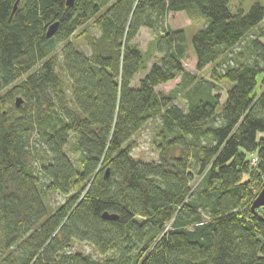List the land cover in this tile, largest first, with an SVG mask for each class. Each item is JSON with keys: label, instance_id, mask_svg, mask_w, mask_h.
<instances>
[{"label": "trees", "instance_id": "1", "mask_svg": "<svg viewBox=\"0 0 264 264\" xmlns=\"http://www.w3.org/2000/svg\"><path fill=\"white\" fill-rule=\"evenodd\" d=\"M15 1L0 0V264H264V207L252 209L264 187V7L18 0L11 13ZM169 13L204 20L191 51L208 82L183 66L185 31H158ZM143 28L155 32L149 52L135 43ZM152 120L157 159L135 160L133 137ZM49 193L63 197L51 211Z\"/></svg>", "mask_w": 264, "mask_h": 264}, {"label": "rangeland", "instance_id": "2", "mask_svg": "<svg viewBox=\"0 0 264 264\" xmlns=\"http://www.w3.org/2000/svg\"><path fill=\"white\" fill-rule=\"evenodd\" d=\"M255 3H258L264 7V0H230L229 9L232 13H237L239 11H242L243 14H246L249 11L250 7ZM203 25H204V20L202 19V17H199V19L197 20L191 21V19L185 13H175V14L169 13L164 19L163 25L160 26V28H158V31L164 28H168L172 30L183 29L185 31L188 53L186 59L183 62V66L187 72H189L192 75H195L196 78L195 81L201 79L203 82H208L210 80V75L208 73V70L201 72L196 71L195 57L191 51V37L196 31L201 29ZM89 32L91 34H97V31L93 28H89ZM154 36H155V32L143 28L139 31L138 36L135 39V43L142 51L149 52L150 46L152 47L151 43L153 42ZM75 44L77 45L78 50H80L81 52L83 53L89 52V49L86 46L84 39H77L75 41ZM58 48L59 47L56 48L57 51ZM151 55L152 56L147 63L148 67H150L153 63H155L158 59V54L155 51ZM143 75H144L143 73L141 75H138V77H136L135 79V83H137V81L141 79ZM260 79L261 76L258 77L259 82ZM180 82H181V75H178L174 80L159 87H156L155 90L158 93L167 94L171 90L175 89V87H177ZM228 85L222 82L221 87H218L217 89L220 94V102H223L225 100V89L228 87ZM65 90H66V99H67L69 93L66 88ZM216 92L217 91L215 90L214 93ZM183 93L184 90H182V92L177 93L178 99H175V102L179 106L184 107L185 102L181 99ZM157 123H158L157 120H152L147 124V126L143 130H141L137 135L133 137V140L135 142V147L132 149V156L134 157L135 160L153 161V162L156 161L157 152L153 148L152 139L155 133L154 126H156ZM71 135H73V133H70V136ZM34 138L35 136L31 137L32 143L34 141ZM75 140L76 139L74 138V136L70 137V140L66 145V152L70 157L71 161L73 162V164L75 166H79L80 153L78 151L72 150V145L74 144ZM36 146L38 145L36 144ZM62 201H63V197L58 193H49L44 197V203L48 207L49 211L54 209ZM74 249L84 254H91L93 257H97V255L92 250L91 246L88 244L85 243L75 244Z\"/></svg>", "mask_w": 264, "mask_h": 264}, {"label": "water", "instance_id": "3", "mask_svg": "<svg viewBox=\"0 0 264 264\" xmlns=\"http://www.w3.org/2000/svg\"><path fill=\"white\" fill-rule=\"evenodd\" d=\"M72 3H73V0H65V5L66 6H71ZM17 4H18V0H16L15 3L13 4V9H12L11 13H13L16 10ZM57 26H58L57 22L49 25L48 28L46 29L45 37L46 38L52 37L53 34L56 32ZM21 104H22L21 97H16L15 106L18 107ZM104 177L105 178L108 177V169L105 170ZM260 207H264V187L258 192V194L256 195L255 199L252 202V209H257V208H260ZM102 218L106 219V220H114V219H116V216L110 215L107 212H104L102 214Z\"/></svg>", "mask_w": 264, "mask_h": 264}]
</instances>
